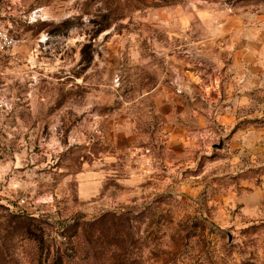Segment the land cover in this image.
Returning a JSON list of instances; mask_svg holds the SVG:
<instances>
[{"label": "rangeland", "instance_id": "rangeland-1", "mask_svg": "<svg viewBox=\"0 0 264 264\" xmlns=\"http://www.w3.org/2000/svg\"><path fill=\"white\" fill-rule=\"evenodd\" d=\"M242 12L264 0H0V264H264Z\"/></svg>", "mask_w": 264, "mask_h": 264}, {"label": "crops", "instance_id": "crops-1", "mask_svg": "<svg viewBox=\"0 0 264 264\" xmlns=\"http://www.w3.org/2000/svg\"><path fill=\"white\" fill-rule=\"evenodd\" d=\"M234 79L244 88L264 86V13L230 15L221 26ZM227 35V36H226ZM240 81V82H239Z\"/></svg>", "mask_w": 264, "mask_h": 264}, {"label": "built area", "instance_id": "built-area-1", "mask_svg": "<svg viewBox=\"0 0 264 264\" xmlns=\"http://www.w3.org/2000/svg\"><path fill=\"white\" fill-rule=\"evenodd\" d=\"M0 38L1 40H5L6 43H11V40L8 39V36H6V34H4L2 31H0Z\"/></svg>", "mask_w": 264, "mask_h": 264}]
</instances>
